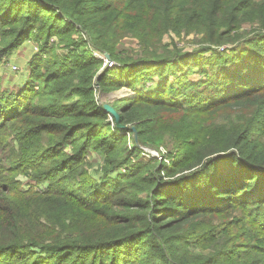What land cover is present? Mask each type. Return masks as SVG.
Here are the masks:
<instances>
[{
	"label": "trees",
	"instance_id": "trees-1",
	"mask_svg": "<svg viewBox=\"0 0 264 264\" xmlns=\"http://www.w3.org/2000/svg\"><path fill=\"white\" fill-rule=\"evenodd\" d=\"M26 41L24 85L0 79V145L19 143L18 167H0V264H264V0H0V63ZM124 85L119 127L97 91ZM242 209L251 221L224 219ZM228 227L240 241L220 248Z\"/></svg>",
	"mask_w": 264,
	"mask_h": 264
},
{
	"label": "rangeland",
	"instance_id": "rangeland-1",
	"mask_svg": "<svg viewBox=\"0 0 264 264\" xmlns=\"http://www.w3.org/2000/svg\"><path fill=\"white\" fill-rule=\"evenodd\" d=\"M243 28L247 29V28H249V25L245 24L243 26ZM198 38H199V36H196L194 34L183 35L181 37H178L175 34L171 33L169 35L164 36L163 43H169L171 45L176 44V46L179 49H182L186 52H192L194 49L197 48L196 47L197 43H195V41ZM27 42L28 41H26L25 43H27ZM25 43H24V45H25ZM31 44H33L32 50L34 51L32 57H31V59H32L33 56H35L38 53V50H37V44L36 43L32 42ZM117 47L119 50L125 51L127 55L130 53L132 58H137L139 56V54H138L139 53L138 52V50H139L138 41L135 38L127 36L118 43ZM222 48H224V47H221L220 49H222ZM17 49H19V48H17ZM15 51H13L7 57L3 58V60L0 63L1 83H2V86L4 88H8L9 90H15V89L18 90V89H20V86L22 87L24 85V84L13 85L11 87H9V86L6 87V85L9 84L8 82L10 80H13L14 78H18L22 75H25V71H26V68L28 66L24 62H20L17 59L11 61V55ZM58 51L63 52V50H61V49H58ZM117 64H115L111 67H107V68L115 70V69L120 67L119 64L118 65ZM13 65H15L17 67V69H13ZM28 70H29V68H28ZM194 77H198V75H195ZM156 83H157V80H154L152 82V84H150L148 90L154 89ZM133 92H134L133 87L129 88L126 85H124L118 89H115L113 91L106 92V93H100L97 91V99H98L100 104L111 103L115 99H118V98L133 96L134 95ZM232 111H234L233 112L234 114L232 116L233 119H235L236 117H239L243 113L245 114V112H241L237 109H233ZM110 119H112L111 116H110ZM212 121L215 123V125H217L220 128L227 121V116L217 113L214 116H209V124L212 123ZM262 131H264V130H262ZM129 137H130V135H129ZM41 142L44 143L45 141L42 140ZM129 145H131V142L129 143ZM18 150H19L18 141L16 139L12 138L11 136H9L7 139V145L4 143H3V145H0V167L1 168H3V167H5V168L6 167L7 168L8 167H14L15 168L16 167L17 168L18 166H17L16 162L19 160H16V159H18L16 157V154L19 153ZM148 150H154V151H157L159 153V150L144 147L143 151L141 153L143 157L148 158L151 155L148 152ZM160 150L165 151V148L161 146ZM65 151L69 152V149H65ZM159 156H160V153H159ZM88 159H89V162L91 163V166H89L87 168L88 174L91 175L92 177H94L95 179H97L102 174V170L100 168L101 159L99 158L98 154H95L93 152H89V158ZM30 174H32V171H29L27 173V170L16 169V170H14V172L12 174V180L20 181V184L23 186V188H28L29 185L35 186L36 183H35V181H33ZM39 185H41L40 187H43L44 183H40ZM255 212L256 211H248L246 209H242V210L235 211V212L229 214L228 216H225L224 219L229 220V219L234 218L235 216L242 215L245 217V219L247 221H251ZM213 225H215V226L219 225L217 222V219H215L213 221H209V227H211ZM222 230H223V228L221 226H218V231H222ZM225 230H227L228 233H224L223 236L219 239L218 245L220 246V248L223 247V244H225V245H227V247H229L233 243L236 244L240 241L239 230L236 227H228V228H225ZM203 253L205 255L206 254L208 255L209 249L205 250ZM263 260H264V258H263ZM246 264H249V263H246Z\"/></svg>",
	"mask_w": 264,
	"mask_h": 264
},
{
	"label": "crops",
	"instance_id": "crops-1",
	"mask_svg": "<svg viewBox=\"0 0 264 264\" xmlns=\"http://www.w3.org/2000/svg\"><path fill=\"white\" fill-rule=\"evenodd\" d=\"M32 41H28L27 43H25V45H21L19 47V49H17L12 55H11V61L17 59L20 62H24L26 65H28L29 61L31 60V57L34 53V51L32 50V46L33 44H31ZM16 65V64H15ZM17 66V65H16ZM28 66L26 68L25 71V75H22L18 78H14L13 80H10L8 83V85H6V87H11L13 85H22L24 84V82L27 79L28 76Z\"/></svg>",
	"mask_w": 264,
	"mask_h": 264
},
{
	"label": "built area",
	"instance_id": "built-area-1",
	"mask_svg": "<svg viewBox=\"0 0 264 264\" xmlns=\"http://www.w3.org/2000/svg\"><path fill=\"white\" fill-rule=\"evenodd\" d=\"M38 49V48H37ZM95 55L99 56L100 58L103 59V66L104 67H111L115 64H117L116 61L114 60H111L110 58L108 59L106 56H105V53L102 54V53H98V52H95ZM118 65V64H117ZM13 69H17V67L15 65H13ZM148 152L151 154L150 156H153V157H160L159 156V153L157 151H154V150H148Z\"/></svg>",
	"mask_w": 264,
	"mask_h": 264
},
{
	"label": "water",
	"instance_id": "water-1",
	"mask_svg": "<svg viewBox=\"0 0 264 264\" xmlns=\"http://www.w3.org/2000/svg\"><path fill=\"white\" fill-rule=\"evenodd\" d=\"M105 56L109 59V54L105 53ZM103 109L110 114L111 117H113L116 121V124L119 127H125L124 125L120 124V117L118 112L111 106L110 103H102Z\"/></svg>",
	"mask_w": 264,
	"mask_h": 264
}]
</instances>
